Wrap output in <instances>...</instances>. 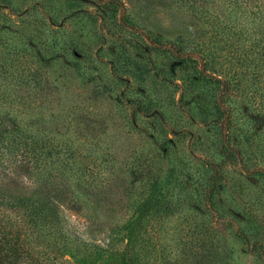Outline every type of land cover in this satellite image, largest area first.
<instances>
[{
    "label": "rangeland",
    "instance_id": "rangeland-1",
    "mask_svg": "<svg viewBox=\"0 0 264 264\" xmlns=\"http://www.w3.org/2000/svg\"><path fill=\"white\" fill-rule=\"evenodd\" d=\"M106 1L0 0V72L48 84L62 130L97 148L118 197L150 198L151 232L179 264H264V54L222 28L244 31V14L227 0ZM105 194L86 195L93 223L61 204L79 233L56 247L71 264L121 260L138 211ZM36 196L0 182L4 201Z\"/></svg>",
    "mask_w": 264,
    "mask_h": 264
},
{
    "label": "trees",
    "instance_id": "trees-1",
    "mask_svg": "<svg viewBox=\"0 0 264 264\" xmlns=\"http://www.w3.org/2000/svg\"><path fill=\"white\" fill-rule=\"evenodd\" d=\"M219 1L222 0H199L198 3L204 9ZM227 1L235 11L241 10L242 19L248 25L244 31L233 24L222 28L249 35L250 45L255 42L259 46L257 53L264 54V0ZM112 3L118 0H107L104 4ZM158 45L154 43L155 47ZM41 82L36 72H0V182L37 194L36 198L22 202L0 198V264H71L56 247L64 245L63 239L67 236L78 238L79 233L60 215L64 211L61 204L86 216L90 223L96 222L92 217L97 196L91 199L86 195L100 194L103 188H106L105 201L112 204L120 201L128 210L136 208L138 215L132 218L127 214L128 238L121 260L101 264H179L176 253L157 241L159 238L156 240L151 232L154 223L149 213L150 198L136 202L132 195L126 200L116 195L109 178L100 170L102 160L94 154L97 148L73 139L62 130L60 108L47 103L48 94L53 92L48 84ZM223 145L233 149L238 157L227 140ZM226 152L233 154L228 149ZM111 164L114 163L105 165ZM131 172L139 178L137 170ZM99 177L101 184H94ZM55 197L63 198L60 205L51 200ZM159 220L163 221L161 214H158ZM102 224H109V220H103ZM242 236L247 243V236Z\"/></svg>",
    "mask_w": 264,
    "mask_h": 264
}]
</instances>
